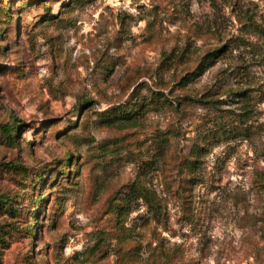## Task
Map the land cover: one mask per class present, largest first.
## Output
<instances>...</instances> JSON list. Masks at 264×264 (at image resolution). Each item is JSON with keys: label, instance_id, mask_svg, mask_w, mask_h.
Listing matches in <instances>:
<instances>
[{"label": "rangeland", "instance_id": "374dc122", "mask_svg": "<svg viewBox=\"0 0 264 264\" xmlns=\"http://www.w3.org/2000/svg\"><path fill=\"white\" fill-rule=\"evenodd\" d=\"M15 122L0 264H264V0H0Z\"/></svg>", "mask_w": 264, "mask_h": 264}, {"label": "trees", "instance_id": "16d2710c", "mask_svg": "<svg viewBox=\"0 0 264 264\" xmlns=\"http://www.w3.org/2000/svg\"><path fill=\"white\" fill-rule=\"evenodd\" d=\"M2 14L7 15V10H3ZM211 58H212L211 56H208L204 59V61L199 66V71L196 74L201 75L209 68V66L211 65V61L208 62V60H211ZM18 132H19V127L16 125V122L12 125L10 124L0 125V137L10 142L16 139V135L18 134ZM67 164H69V162ZM3 203L4 200L1 199L0 208Z\"/></svg>", "mask_w": 264, "mask_h": 264}]
</instances>
